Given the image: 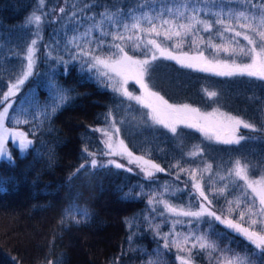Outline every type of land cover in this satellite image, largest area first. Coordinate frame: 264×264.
<instances>
[{
	"label": "snow or ice",
	"instance_id": "1",
	"mask_svg": "<svg viewBox=\"0 0 264 264\" xmlns=\"http://www.w3.org/2000/svg\"><path fill=\"white\" fill-rule=\"evenodd\" d=\"M44 3L45 0H39V7H44ZM142 9L148 10L141 11ZM54 11L63 14L72 25V34L67 37L64 48L70 52V56L65 60L63 55L54 56L52 51H49L48 58L63 64L66 74L67 65L79 61L82 70L93 73L100 86L115 94L117 99L113 100V104L118 108L124 105L125 100L135 101L148 110L143 113L145 122L150 120L153 125L162 126L177 139L183 135L178 131L179 125L196 129L209 140L215 139L219 143L229 145L253 139L239 135L241 128L252 132L264 131V128H257L242 116L221 112L219 108L206 112L188 103L170 104L153 90L154 85L150 87L152 73L156 70L154 62L160 58L175 60L182 67L217 76H247L264 81V0H179L175 4L161 0L159 6L156 0H136L135 3H122V0H80L79 4L73 3L67 11L65 7ZM27 23L36 25L37 31L36 38L31 39L23 53L26 63L21 64L18 69H12L4 84L6 90H0V158L9 162L13 159L6 148L9 139L17 145L22 154L33 145V140L24 131L8 125L13 121L17 125L36 121L32 132L34 136L35 129L49 121L70 98V90L55 85L50 104L43 107L37 105L30 113H26L24 109L17 113L14 109V97L21 91L25 81L33 75L36 53L39 50L37 44L42 39L39 32L42 16L33 12L27 18ZM202 32L209 35L204 37ZM160 37L163 39H158ZM217 38L220 43L215 42ZM240 38L246 41V44L241 45ZM166 41H173L176 48H180L185 42L189 43L190 47L203 43L212 53L206 56L204 50L197 49L196 55L177 56L173 54L171 46L166 45ZM54 43L59 44L60 41L56 40ZM137 51L140 52V57L130 54ZM221 53L230 59H221ZM237 56L245 57L246 61L238 62ZM129 81H134L142 94L137 95L129 91ZM203 92L211 100H215L219 95L215 90L204 89ZM119 97L123 99H118ZM248 99L260 101L259 110L264 113V99L258 96ZM127 107L131 108V104ZM10 109L15 115L10 113ZM104 119L107 127L91 129L103 137L101 143L107 151H102L101 155L126 156L128 163H135L143 173V178L153 183L156 181V173L166 172L165 168L146 158V155L134 156L124 141L118 139L120 128L117 124L123 121H117L113 109L110 108L104 114ZM82 151L87 157H91V160H86L85 163H90L92 168L108 165H114L117 169L125 168L123 164L113 160H109L107 165L98 162L97 153L90 151L87 144ZM144 151L147 154L148 150ZM187 155L195 158L203 155V150L199 145H194ZM260 164L264 166V160L260 161ZM83 168L84 163L76 171L79 172ZM170 168L177 170L176 180H180L181 174H185L191 183H185L183 189L177 186L175 190L165 183L162 192H154L147 199L153 213H157V206H163L164 211L157 214L163 216L167 213L168 217L174 218L165 219V223L171 224L170 230L162 233L160 225L152 222L154 217L150 219L149 216H143V221H146L154 235L163 241L164 249H176V260L179 264H197L196 256L201 253L207 255L209 264H252V253L241 255L231 248H221L216 240L210 238V230L212 236L220 238L214 231V221L241 235L255 250L264 254V172L257 173L256 166L246 158L233 161L224 174L213 172L212 164L208 163L202 168L199 165L185 168L177 161L170 165ZM125 170L132 171L131 168ZM205 173L211 174L207 181ZM212 175L224 183L217 185V182L211 179ZM237 181H243V184H238ZM230 183L233 188L238 189L237 192L230 193ZM209 184L211 187H208ZM186 190L190 198L186 205L173 204L164 195ZM226 193L232 198H228ZM219 197H224L225 204L218 210L214 201ZM88 217L86 209L70 204L65 209V217L61 223H64V219H71L79 224ZM125 222L132 230L128 235V240L131 241L139 224L135 221ZM202 224L206 226L203 229L200 228ZM178 225L184 230H177ZM228 252L232 253L231 256L227 255ZM213 253L217 255L213 256ZM46 264H53V261L48 259ZM113 264H119V257ZM147 264L158 262L149 260Z\"/></svg>",
	"mask_w": 264,
	"mask_h": 264
},
{
	"label": "trees",
	"instance_id": "2",
	"mask_svg": "<svg viewBox=\"0 0 264 264\" xmlns=\"http://www.w3.org/2000/svg\"><path fill=\"white\" fill-rule=\"evenodd\" d=\"M37 2L0 0V44L18 30V25ZM15 60L16 57L5 52L0 54V90H6L4 84L13 67L16 69L12 64ZM167 67L189 76L183 78L176 92H169L166 86L157 89L170 103H188L201 109L218 106L233 115L242 116L257 128H264L260 101L248 99L252 96L264 99V83L245 78H233L229 83L226 79L206 78L205 82L216 86L227 83L219 90L218 97L211 100L204 95L200 74L186 71L173 62L159 63L155 71L160 73ZM55 85L70 90L68 101L49 121L35 129L34 136L36 121L21 124L33 139V147L26 156L15 152L12 162L0 161V264H46L48 259L53 264H113L118 257L119 264H147L149 260L158 264H179L176 249H164L163 241L143 221V216L154 217L152 222L160 225L162 233L171 228L170 223H165L168 216L157 214L163 212L162 207L157 206V213H153L147 203L148 196L164 185L162 176L159 175L153 183L123 168H92L90 163H85L90 160L82 151L85 144L96 153L102 148L97 132L91 129L107 124L104 114L114 108L113 100L116 99L110 89L98 84L93 73L76 67L67 74L50 69L45 79L35 75L24 85L14 109L17 113L21 109L30 113L37 105L50 104ZM116 112V116L121 115L117 106ZM163 131L151 142H142L129 135L126 129L122 130V135L136 154L150 155L163 168L172 169L173 175L177 170L170 165L177 161L185 168H192L182 158L183 151L176 145L177 138L170 134L168 138V133ZM179 132L183 133L186 144L196 140V136L186 129ZM206 146V156L214 165L227 164L233 158H246L256 166V171L261 169L264 172V166L260 164L264 160V131L255 132L253 139L241 144L218 142ZM82 163L85 168L77 172ZM184 178L188 176L181 174L180 180L171 182V189L191 183ZM230 193L233 192L230 190ZM226 195L232 198L229 193ZM166 198L180 203L190 199L186 191L169 192ZM214 203L224 206V197L217 198ZM70 204L86 209L88 219L79 224L64 219L62 224L65 209ZM171 218L168 217L169 220ZM126 220L139 224L131 241L128 235L132 230ZM177 230L184 229L178 225ZM216 233L219 239L209 231L210 238L216 240L221 248H231L245 255L244 244L238 236ZM215 255L217 253H213ZM250 259L252 264H264V254H252ZM196 262L209 264V259L201 253L196 256Z\"/></svg>",
	"mask_w": 264,
	"mask_h": 264
},
{
	"label": "rangeland",
	"instance_id": "3",
	"mask_svg": "<svg viewBox=\"0 0 264 264\" xmlns=\"http://www.w3.org/2000/svg\"><path fill=\"white\" fill-rule=\"evenodd\" d=\"M135 2H136V0H122V3H135ZM160 2H161V0H156L157 6H159ZM164 2L169 3V4H175V3H178L179 0H164ZM73 3L79 4L80 0H45L44 7L40 8L39 7V0H38L35 8L18 25V30L16 32H14L8 40H6L4 43L0 44V54L5 52V53L9 54L10 56L16 57V60L12 64L16 65V69H18L21 64L26 63V61L23 60V53L26 50L27 45L30 43L31 39L36 38L35 32L37 31V27L34 24L29 25L27 23V18L29 16H31V14L33 12H36V14L42 16V23L39 26V32H40L42 39H40L38 41V44H37V48L39 50L36 53V63H35L34 69H33V75L30 76L27 81H25V84L30 82L32 77H34L35 75L37 77H41V78L45 79L47 77V72L50 69H56L58 71L65 73V66L61 63H57L55 60L49 59L47 56V53L49 51H52V54L54 56L63 55L65 60L69 59L70 52L65 51L64 48H65V43H66L67 37L71 36V34H72V25L68 23L67 18L64 17L63 14H59L58 11H54V10H58L59 7H65V9L67 11L68 9L71 8V5ZM144 10H148V9H142V11H144ZM137 14H139V13H137ZM53 21H55V22H53ZM83 27L84 26L82 25L81 30H83ZM201 35L204 37H207L209 34L202 32ZM158 39L162 40L163 38L160 37ZM56 40H59L60 43L55 44L54 41H56ZM215 42L220 43L218 38L215 39ZM165 43H166V45L171 46L173 54L177 55V56H181L183 54L196 55L197 49L204 50L206 56H210V54L212 53V50L207 49L205 44H203V43H197V45L195 47H190L189 43L185 42L180 48H176L174 46L173 41H166ZM240 43H241V45H244V44H246V41H243V39L240 38ZM45 45H48L49 47L46 48ZM73 51H74V49H73ZM132 54L136 55L137 57L141 56L139 51L132 53ZM220 58L221 59H230V57L226 56L224 53L220 54ZM236 59L238 62L246 61V58L241 57V56H237ZM162 62H173L174 64L178 65L179 67L186 69V71H189V72L194 73V74H200L201 80L203 81L201 84L204 83L205 89L215 90L218 93H219V90L221 91V87L223 85L226 86L227 83H229L228 81H231L233 78H245V80H254L255 82L259 81V80H256L255 78H249L247 76H232V77L217 76V75H214L212 73L202 72V71H199V70L194 69V68L182 67L175 60H167L164 58H160L154 62L155 69L158 67V64L162 63ZM76 67L81 68L79 61H73V62L69 63L67 65V73L71 72ZM13 69H14V67H13ZM188 77L189 76L186 74H178L177 72H175L172 69H170L169 67H167L163 72L156 73V71H154L152 73V79L150 82V87H152L154 85L153 90L157 91L159 93V95L163 96L159 92V90H157L159 87L166 86L168 88L169 92H176V89L180 88V86L182 85L183 78L185 79ZM206 78L226 79L227 83L220 85V86H216V84H211L210 82H205ZM260 82L264 83V81H260ZM24 85L21 86V91L17 94L16 97H14L15 103H14L13 107H15L18 100L20 99ZM127 87L129 89V91H132L134 94H137V95L142 94L139 86L136 85L134 81H129ZM172 94H176V93H170V95H172ZM181 96H182V93H181ZM115 98L117 99L116 96H115ZM118 99H123V98L119 97ZM164 99L167 100L165 97H164ZM129 104H131V108L127 107V105H129ZM170 104H175V103H170ZM177 105H180V104H177ZM216 108H219V107L214 106L210 109H201V108L200 109L202 111L212 112ZM119 110L121 111V115L116 116V114H117L116 105H114L113 111H114V115H115L117 121H120V120L123 121V123L117 124V126L120 128V133H119L118 139L124 141V144L128 147L129 151H131L134 156H139V154H136L130 148L128 142L126 141V139L122 135L123 129L128 130L129 135L136 137L137 139L141 140L142 142H151L152 140L157 139V136L163 130H164L163 132L166 131L165 133H168L167 134L168 138H170L169 134L172 135L171 133H169L167 131V129H164L162 126L153 125L150 120L145 122L146 117L143 116V113L147 112L148 110L144 109L140 105L136 104L135 101L125 100L124 105L119 107ZM219 110L221 112L231 114L228 111L223 110L221 108H219ZM10 113H12L11 109H10ZM231 115H233V114H231ZM20 125L15 124L13 121L8 126L11 128H15L19 131H24L25 133H27L25 130L22 129V127ZM104 127H107V124L103 125V126H98L97 128H104ZM182 128L186 129L192 135L196 136L195 141H193V142L189 141V142H187V144H186V141L183 138V136L180 139H176V145H178V147L181 149V151H183V157L182 158L185 159L189 163L190 167H196L197 165H199L202 168L205 163H208V164H212L213 172L219 171L221 174H224L226 169L232 164V162L235 161L236 159H238V158H233V160H230L227 164H219V165L215 164L214 165V163H212V161L208 158V156H206V147H207L206 145H212V144L218 143V142L215 139L209 140L203 135V133L197 131L196 129L186 128L183 125L178 126V131ZM238 134L253 138L255 135V132H252L251 130H248V129L241 128L239 130ZM97 135L101 141L103 139V137L101 136V134L99 132H97ZM29 138L32 139L30 136H29ZM114 139H115V137H114ZM247 140L248 139L242 140L240 142V144L243 142H246ZM101 144H102V148L96 155V159L98 162L107 165V162L109 160H113V161H116L118 163L123 164L125 166V168H123V169L131 168L132 169L131 172L139 174L143 177V173L140 172L139 168L136 166L135 163H133V164L128 163V159L126 156L122 157L119 155H114V156L101 155L100 153L102 151H107V149H105V147H104V144L103 143H101ZM194 145L200 146V148L203 150V155L197 156L195 158H191L187 155V153L192 150ZM227 145H229V144H227ZM230 145H237V144H230ZM32 147H33V145L31 147H29L27 149V151L22 154L19 151L17 145L14 144L11 139H9V141L6 145L8 152L10 153V155L13 158L12 161L14 160L15 152L19 156H26ZM146 158L151 159L153 162L159 164L157 161L152 159V157L150 155L146 156ZM90 160H91V157H90ZM0 161H8V160L4 159V158H0ZM108 166L114 167V165H108ZM108 166H106V167H108ZM260 172H263V171L261 169L259 171H257V173H260ZM159 175H161L162 178L164 179V184L167 183L168 185H170L171 182H176L175 175L172 174V169L167 168L165 173H156L155 174L156 178ZM210 175L211 174H209V173H205L204 174L205 180L209 179ZM165 179H167L168 181H165ZM211 179L213 181H219V182H221V184L224 183L223 181H220L219 178L215 175H212ZM185 180L190 181L189 178H186ZM237 183L243 184V181H237ZM184 184L185 183H183L182 185L180 184L179 187L181 189H183ZM176 187L177 186H175L174 189H172V190H175ZM229 189L233 193L238 191V189H235L232 187L231 183L229 184ZM162 191H163V185L161 186L160 190H158L156 192H162ZM186 192H188V191L186 190ZM168 193L164 194L165 198H166V195ZM168 198H166V199H168ZM168 200L170 202H172L173 204H176V205H186L189 203V199L183 203L174 202V201H171L170 199H168ZM161 207L163 209V206H161ZM223 207L224 206H217V209L219 210ZM163 211H164V209H163ZM165 214L168 216L167 213H165ZM171 219H174V218H171ZM213 224H214V231L215 232H221V233H226V234L228 233V234H233L235 236H238L244 244L245 254H247V253L260 254L259 251L255 250L254 246L251 245L247 240H245L244 237H242L241 235L233 232L232 230L228 229L226 226L220 224L219 222L214 221ZM201 226H203V228L206 227L203 224ZM210 232H211V230H210ZM221 235H223V234H221Z\"/></svg>",
	"mask_w": 264,
	"mask_h": 264
}]
</instances>
